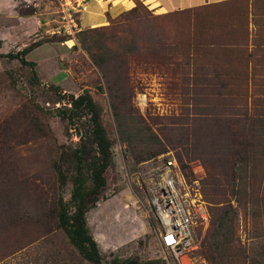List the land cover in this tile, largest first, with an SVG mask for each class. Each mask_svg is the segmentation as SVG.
Masks as SVG:
<instances>
[{
	"label": "rangeland",
	"instance_id": "rangeland-1",
	"mask_svg": "<svg viewBox=\"0 0 264 264\" xmlns=\"http://www.w3.org/2000/svg\"><path fill=\"white\" fill-rule=\"evenodd\" d=\"M124 1L129 9L112 17L115 0H0L1 53L33 45L26 59L35 63L40 81L20 60L0 58V264H90L57 217L58 198L70 201L73 184L60 190L54 162L79 142L55 115L60 94L89 91L112 142L107 186L86 215L103 264L117 257L209 264L203 244L211 215L203 182L209 172L235 186L251 176L250 168L237 170L245 167L241 161L250 155L256 128L236 113L247 106L251 119L264 104V18H257L264 0H234L232 9L212 2L164 14L146 0ZM98 4L107 20L90 26L85 19L94 17ZM96 28L90 36L110 49L98 53L111 55L102 67L80 43L85 31ZM115 31L138 51L120 54L110 40ZM169 158L181 168L197 222L196 248L179 258L162 246L152 205L156 176ZM257 172L264 174V165ZM225 189L237 213L236 246L243 251L221 264H264V218H253L254 198L233 197L231 187Z\"/></svg>",
	"mask_w": 264,
	"mask_h": 264
},
{
	"label": "trees",
	"instance_id": "trees-1",
	"mask_svg": "<svg viewBox=\"0 0 264 264\" xmlns=\"http://www.w3.org/2000/svg\"><path fill=\"white\" fill-rule=\"evenodd\" d=\"M133 1L139 3L140 0ZM234 3V0H227L214 5L226 4L227 7L232 9ZM208 8H211V5L206 6V9ZM108 16L110 18L109 14ZM257 18H264V12H258ZM261 23V20H259V25ZM238 25L242 24L238 23ZM97 29L82 32L83 38L80 39V43L93 63L97 67H102L111 58V55L105 58L104 55L110 54V49L90 36L91 33L97 32L95 31ZM234 34H237V32L233 30L230 35L234 37ZM110 40L118 43L120 52H122L120 54L123 56H130L138 51L136 44L131 41V45H129L127 36L120 35L118 31L112 34ZM2 46L3 40L0 38V58L20 60L23 65L32 69L33 81L40 82L34 69L35 63L26 59L27 55L34 49L33 45L26 47L17 54L9 53L7 55L1 53ZM98 50H105V54H99ZM260 66L262 65L260 64ZM255 68L252 71L253 77L257 73ZM230 75L231 73L228 74V76ZM57 91H59L58 88ZM60 98L58 103H62V106L55 110V115L65 123L68 134H71V130L74 131L79 138V142L75 148L62 151L53 166L56 181L61 191L66 188L69 182L73 184L70 201L66 202L63 195L58 198L57 217L59 225L66 233L70 243L86 261L90 264H103L99 245L90 232L86 215L90 210L97 207L107 186L106 173L113 164L112 142L102 122L101 108L89 91H85L79 96L67 93L60 94ZM236 115L243 118L244 121H251L255 125L256 136H258L257 138L254 137V145H248L251 149L249 151L250 155L241 161L245 167L237 170L238 172H246L250 168L251 176H247L245 183H239L238 186H235L228 183V181L227 183L219 181L209 172L208 179L203 182L201 191L208 203L211 215L210 229L203 244L205 245L203 254L209 264H221L227 258L235 260L241 257L243 251L236 246L237 241H239L237 237V213L230 204L229 198H227L226 186L231 187L232 191L230 192L233 197L235 194L244 195L245 198H254L253 204L258 212L255 215L252 214L253 218H255V221L264 218V174L257 172L258 167L264 165V104L260 107L259 112L255 111L253 113L251 119L249 117L250 110L247 106L240 109ZM185 167L183 166V169ZM255 186H257L256 190ZM112 264L156 263L155 261L142 263L137 258L122 259L117 257L112 261Z\"/></svg>",
	"mask_w": 264,
	"mask_h": 264
},
{
	"label": "built area",
	"instance_id": "built-area-1",
	"mask_svg": "<svg viewBox=\"0 0 264 264\" xmlns=\"http://www.w3.org/2000/svg\"><path fill=\"white\" fill-rule=\"evenodd\" d=\"M180 169L176 160L169 158L159 168L152 188V205L162 227V246L177 258L194 250L197 241V222Z\"/></svg>",
	"mask_w": 264,
	"mask_h": 264
},
{
	"label": "crops",
	"instance_id": "crops-1",
	"mask_svg": "<svg viewBox=\"0 0 264 264\" xmlns=\"http://www.w3.org/2000/svg\"><path fill=\"white\" fill-rule=\"evenodd\" d=\"M100 1V0H99ZM147 2L151 3L153 5V9H155L159 14H164L167 12H171L174 10H183V9H187V8H191V7H196V6H202L206 3H216V2H221V1H225V0H201V2H199V4H195V0H146ZM110 3V1H109ZM115 3H117L118 5L114 6L113 8H111V10L109 11V14L111 15V13H114L113 15H111L112 17H115L117 15H119V13L123 12V8L125 9H129L127 7V5L125 4L124 0H118ZM102 7V5L98 4L96 6V10L95 12H91V14L94 15V17L90 18V19H85V21L90 25V26H96V25H101L104 24L105 21L107 20V17L104 14H99L97 12V9H100ZM94 11V10H93ZM84 27H86V25L83 24ZM88 26V27H90Z\"/></svg>",
	"mask_w": 264,
	"mask_h": 264
}]
</instances>
